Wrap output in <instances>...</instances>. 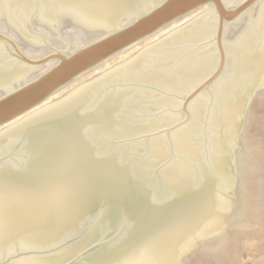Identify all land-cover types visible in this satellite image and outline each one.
I'll use <instances>...</instances> for the list:
<instances>
[{
    "label": "water",
    "instance_id": "1",
    "mask_svg": "<svg viewBox=\"0 0 264 264\" xmlns=\"http://www.w3.org/2000/svg\"><path fill=\"white\" fill-rule=\"evenodd\" d=\"M0 264H264V0H0Z\"/></svg>",
    "mask_w": 264,
    "mask_h": 264
}]
</instances>
